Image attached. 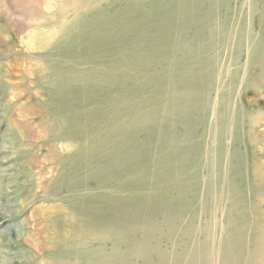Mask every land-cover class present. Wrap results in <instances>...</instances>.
Returning <instances> with one entry per match:
<instances>
[{"label": "rangeland", "instance_id": "374dc122", "mask_svg": "<svg viewBox=\"0 0 264 264\" xmlns=\"http://www.w3.org/2000/svg\"><path fill=\"white\" fill-rule=\"evenodd\" d=\"M0 264H264V0H0Z\"/></svg>", "mask_w": 264, "mask_h": 264}, {"label": "bare ground", "instance_id": "6f19581e", "mask_svg": "<svg viewBox=\"0 0 264 264\" xmlns=\"http://www.w3.org/2000/svg\"><path fill=\"white\" fill-rule=\"evenodd\" d=\"M115 7V6H114ZM141 9V8H140ZM108 12V11H107ZM123 14V13H122ZM186 14V13H185ZM121 15V14H120ZM99 16V15H98ZM117 17V16H116ZM127 18V17H126ZM129 18V17H128ZM95 19V18H94ZM123 19V18H122ZM95 21V20H94ZM97 21V20H96ZM131 21V20H130ZM118 23H119V21H118ZM154 23V22H153ZM146 24V23H145ZM180 24V23H179ZM147 25V24H146ZM173 25V24H172ZM120 26V25H119ZM129 26V25H128ZM142 26V25H141ZM144 27V26H143ZM148 27V26H147ZM131 28V27H130ZM79 29V28H78ZM118 29V28H117ZM136 30V29H135ZM118 31V30H117ZM146 37V36H145ZM127 39V38H126ZM110 42V41H109ZM106 44V43H105ZM233 45V44H232ZM92 57H94L93 55H92ZM101 62V61H100ZM95 65V64H94ZM156 66V65H155ZM230 66V65H229ZM105 69V68H104ZM82 75V74H81ZM101 77V76H100ZM85 85V84H84ZM72 87V86H71ZM83 87V86H82ZM155 87V86H154ZM114 88V87H113ZM193 88V87H192ZM189 89V88H188ZM195 89V88H194ZM102 90V89H101ZM155 90V89H154ZM178 94V93H177ZM210 95V94H209ZM120 96V95H119ZM142 96V95H141ZM65 100V99H64ZM182 100V99H181ZM137 101V100H136ZM101 103V102H100ZM178 103H179V101H178ZM76 109H78V108H76ZM149 109V108H148ZM81 110V109H80ZM100 110V109H99ZM154 110V109H153ZM163 110V109H162ZM198 110V109H197ZM61 111V110H60ZM164 111V110H163ZM175 112V111H174ZM137 115V114H136ZM65 116V115H64ZM177 117V116H176ZM68 118V117H67ZM100 118V117H99ZM102 118V117H101ZM211 119V118H210ZM72 120V119H71ZM72 121H74V120H72ZM141 121V120H140ZM70 122V121H69ZM158 122H160V121H158ZM133 123V122H132ZM146 124V123H145ZM125 126V125H124ZM134 126V125H133ZM254 126V125H253ZM69 129V128H68ZM107 129V128H106ZM72 130V129H71ZM231 130V129H230ZM70 132V131H69ZM65 135V134H64ZM62 136V135H61ZM60 138V137H59ZM78 139V138H77ZM97 139V138H96ZM116 140V139H115ZM78 142V141H77ZM120 144V143H119ZM132 153V152H131ZM134 154V153H133ZM73 155V154H72ZM123 155V154H122ZM134 157V156H133ZM114 158V157H113ZM98 159V158H97ZM130 159V158H129ZM138 160V159H137ZM78 162V161H77ZM85 171V170H84ZM203 185V184H202ZM103 197V196H102ZM261 197V196H260ZM215 205V204H214ZM243 224V223H242ZM115 250V249H114ZM81 253V252H80ZM93 253V252H92ZM96 254H98V253H96ZM89 255H91V254H89ZM101 261V260H100Z\"/></svg>", "mask_w": 264, "mask_h": 264}]
</instances>
